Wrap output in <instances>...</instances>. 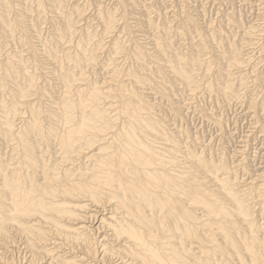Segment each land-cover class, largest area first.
I'll use <instances>...</instances> for the list:
<instances>
[{
    "label": "bare ground",
    "instance_id": "1",
    "mask_svg": "<svg viewBox=\"0 0 264 264\" xmlns=\"http://www.w3.org/2000/svg\"><path fill=\"white\" fill-rule=\"evenodd\" d=\"M69 1L51 0L62 20L54 26L62 50L52 41L44 43L46 55L57 62L59 81L48 121L44 108L27 100L39 81L28 59L18 53L0 62V93L13 85L7 99H0V249L25 259L29 254L25 264H264V200L256 211L251 193L264 198V170L257 175L262 183L248 184L238 168L253 181L255 173L243 167V160L230 158L233 152L225 147L232 108L245 101L249 108L258 107V90L246 94L251 82L245 70L252 66L257 27L239 13L225 15L220 23L226 28L210 25L205 32L190 13L178 31L167 19L162 24L150 20L149 29L156 33L152 51L123 22L127 42L115 39L113 54L124 56L125 44L134 42L129 52L136 63L152 64L142 67L144 75L114 66L112 74L105 72L104 81L114 83L109 89L106 82L91 80L105 39L114 34L117 11L99 12V33L79 27L84 9ZM11 4L0 0V25L6 32H14L19 20L10 15ZM187 29L191 45L178 51L176 40ZM20 30L21 42L37 54L26 28ZM251 71L254 81L264 82ZM175 84L187 96L178 108L186 107L188 98L216 100L212 110L220 115L207 114L205 108L221 132L216 151L204 148L188 126L171 130L161 102L148 97L159 95L174 110ZM23 105L29 109L27 120L21 117ZM182 113L180 120L187 118ZM8 259L2 264H24Z\"/></svg>",
    "mask_w": 264,
    "mask_h": 264
},
{
    "label": "rangeland",
    "instance_id": "2",
    "mask_svg": "<svg viewBox=\"0 0 264 264\" xmlns=\"http://www.w3.org/2000/svg\"><path fill=\"white\" fill-rule=\"evenodd\" d=\"M69 2L72 6L73 5L76 6V4H77V6L81 7V9L82 8L84 9V10L83 9L82 10L84 11L85 15H83L84 16V17H82L83 19L82 18L80 19L81 23H80L79 27H81L82 29H85L87 27H91L92 30H95L99 33H101L103 31V25H102V23L99 22L98 18L96 17L99 14V12L108 13L107 11H110V12L114 11V10L117 11L118 23L116 24L114 34L111 35L112 37L108 36L105 39V42H104L105 46L103 48V51L99 55V58H98L99 64L96 67L95 72L93 69L92 70L88 69L89 74H92V72L96 73V76H93L91 83L95 82V80H97V81L100 80V82H106L107 86L109 85L108 86L109 89L114 83L113 82L110 83V81L108 82L107 80L104 81V79H106L109 76L108 74H105V72L106 73L110 72V74H112L111 70L113 68H115L116 66H120V67L123 66L124 68L129 67L128 69L127 68L125 69L126 72L129 69H131V71L134 70V72L138 75H140V74L144 75L145 71H144V69H142V67L143 68L147 67V65H148V67H150V64H152L151 60H147V64H145V66L140 64V63H136L137 61L134 59L135 58V57H133L134 55L130 54V52H129V50H131V47L133 48L134 42H128L125 44V46H129V50L127 53H125L124 56L113 54L114 52L112 50L113 49L112 44H113V41L115 39L121 38L122 41L127 42V37L124 36L123 32H121V31H123L124 23H126V22L128 23V26L130 27L129 30L133 33L135 40H138V41L140 40V43L148 49L152 50L154 48L152 51H155L156 44H155L154 39H155L156 33L154 31H152L151 29H149L150 28V26H149L150 20H153V21L155 20L156 22L158 21L157 23L160 24V22H161V24H162L163 21H166V19H167V21H169V22L172 21V25L174 24L173 26H175L174 27L175 31L176 30L178 31V29L179 30L181 29L180 25H179L180 20L189 16L188 14L190 13L191 16H194V18L196 20H198V23H200L199 26H201V29L205 32V31H207V29H209L210 25L211 26L214 25L215 27H217V26L222 27L224 25L226 26V24L220 23V21L222 20L225 23L226 16H229V15H232L235 13L236 14L239 13V15H241V16L244 15L243 18H245L244 19L245 21H247V22L251 23L252 25H254L255 27H257V30L259 31L258 37H256L255 46L253 47L252 52L250 50V54L252 55L251 57L253 60L252 66L251 65L247 66L245 68V70L247 72L249 71V73H250L249 77H250V82H251L249 84L250 87H248V90H247L248 93L246 92V94H247V96H249L251 94V92L255 93L258 90V93H256L257 96L259 95L257 97L258 98L257 101L259 102L258 107H256L255 109L249 108V106L247 105V102L245 101V102H243L244 104L239 103V104H237L238 106L235 105V107L232 108V110L234 109V111H233L234 113L232 112V114H234V115H232V117H231L232 120L230 119L231 121L229 123V124H231V125H229L230 126L229 128L232 127L231 129H229L231 134L228 133L229 137H231V139L224 138V139H227L226 142H230V144L226 143L224 140V142L226 143L225 144L226 146L225 145L224 146L226 147L227 151H229L230 153L233 152V153H231L230 158L243 160L242 161L243 162L242 164L244 165L243 167H245L246 169L248 168L249 172H251L252 174L255 173L254 175H256V176H254L255 179L253 181V180H251L250 175L245 174L244 169L242 167L241 168L239 167L238 168L239 174H240L239 176L242 178L243 181H246L248 184H251L253 182L255 184L262 183V179L258 178L257 175H259L260 172H262L264 170V133H262V125H264V110H263L264 107L262 106L263 105L262 102L264 100V90H263L264 89V87H263L264 82L261 84L257 80H255L256 81L255 82L253 80L254 79L253 77L255 75L253 74V76H252V73L254 71L252 72L251 70H253V68H254L255 73L257 72L258 74L261 75V77H264V32H263L264 31V0H186V1L185 0L184 1L183 0H124V3H123V1L121 3H119V0L118 1L117 0H70ZM11 3L14 5L13 6L11 4L12 8L13 7H15V8L10 15L12 16V14H13V17H17V16L20 17V18L17 17V19H19L21 22L18 20V23L15 25L16 29L14 30V32H9V31L6 32V30L3 29V27L0 25V62L1 63L7 62V60H9L10 58L13 59L14 57H16V55H19L18 53L22 54V56H24L25 59H28L29 69L31 72L35 71L34 73H36V74L38 73L37 75H38L39 81L37 82V87L33 89V93H32L33 97L31 96L27 100H29L30 102L32 101L33 104H35L38 107H41V108L43 107L44 111H46V113L44 115V120L48 121V111H50V109L53 107L51 105H54L53 104V102H55L54 99H56L59 95L58 94L59 93V81L56 79L57 77L55 76V72L57 70V62L53 61V58L46 55L47 52L45 51V48H44L45 44L44 43L47 40H48V42L52 41V43H50V44H52L53 47H55L58 50H62L61 47L59 45H57L55 42V39H56L55 33L56 32L54 29L55 25L59 26V24H62V20H60L59 14L57 12H55L54 4H53V2H51V0H11ZM40 4H42V6L45 8L46 14H43L45 16H43L42 13H40V11H39V9L41 10V8L39 6ZM200 7H202V8H200ZM54 12L57 14H55ZM186 12H188V13L186 14ZM224 17H225V19H224ZM205 24H206V26H205ZM22 26H24V27H22ZM85 26H87V27H85ZM23 28H26V30L28 31V37H29L30 41L32 42V44H33V46L37 52V54H36L34 51H32L34 53V56L31 55V54H33V53H31V50L28 47L26 48L25 47L26 45L23 42H21V40L19 39V37H20L19 35H21V34H19V33H21L20 29H23ZM35 30L37 32H35ZM192 30H191V32H194V30L193 31ZM39 31L42 33V35ZM187 32H188V34H187ZM187 32L185 33L186 37L184 36L182 39L180 38V39L176 40L175 47L178 48V51L179 50L180 51L186 50L191 45V37L189 35L190 31L188 30ZM38 35L40 36V38L38 37ZM187 35H188V37H187ZM120 36H122V37H120ZM124 37H126V38H124ZM145 43H146V45H145ZM54 44H56V45L54 46ZM8 55H10V56H8ZM12 56H14V57H12ZM113 59H114V61H113ZM33 60H34V63H33ZM32 63H33V65H32ZM38 63H41V64L39 65ZM104 63L110 64V65L113 64L112 67L108 66L110 71L107 67H105L106 64H104ZM124 63H125V65H124ZM30 65H32V66H30ZM102 66H104L105 68ZM35 67H37V68H35ZM106 69H108V71ZM138 72H140V73H138ZM124 77L125 78H123V80L128 79L127 76H124ZM171 78H173L172 75H171ZM8 86H10V88H12L13 85H11L10 83L7 84V92L0 93V99H3V98L7 99L8 93H10V90H9L10 88ZM173 89L175 90L176 93H174V91H173V94H175V95L172 94L173 97L171 96V100L176 105H175V109L171 110V111H170L171 108L169 109V107H171V106L168 104V103H170L168 100H164V99L159 98L160 97L159 95H156L154 97V95L149 94L148 97L149 98L151 97L150 99L155 100L154 102H156V103L161 102L160 104L163 108V109H161V112H163L162 116L164 115V117L166 118L165 119L163 117L165 123L169 126V128L171 130L177 131V130L184 128V126L185 127L188 126L191 129V132L193 131L192 134L195 133L194 135H197V137L201 138L202 143L205 145L204 148L211 147L212 149H214V151H216V148H213V147L218 148V146L220 145V141H221V137H222L221 132H219L216 129V125L212 122L213 119L210 117L208 118V116H207V114H209V112L210 113L213 112V114H215V116H216V114H219L218 109L212 110L213 108L214 109L217 108V106L215 104L216 100L214 101L213 97L211 96V98L206 97L207 98L206 100L201 99L202 103H200V100H197V99H196L197 101L196 100H188L189 99L188 98L185 101L187 106L186 107L181 106V108L183 109L182 110L181 108H178L177 105L180 104V101L183 102V100H185L187 98V96L185 95L186 97H184V95H183L184 93H182L183 91L181 90V87H179L178 85L175 84ZM54 91H55V93H54ZM260 91H262L263 93ZM43 92H45V93H43ZM56 92H58V93H56ZM39 94H40V96H39ZM34 95H35V97H34ZM54 96H56V97H54ZM182 96L184 97V99H182L183 98ZM208 99H209V101H208ZM160 100H162V101H160ZM109 101H111V100H109ZM27 102L28 101H25V103H27ZM177 102H179V103H177ZM207 102H209L208 103L209 105L207 104ZM199 103H200V105L202 104L201 106H203V104H204V106H203L204 109L202 108L204 113H202L201 110H199L200 109V108H198ZM178 106L180 107V105H178ZM176 107H177V109H176ZM205 108H206V111L208 113L205 112ZM209 108L211 109V111ZM21 109H23L22 112L24 114L21 117H24L25 120H27V118L29 117V112H28L29 109H28L27 105H23ZM172 111H174V112H172ZM175 111H177V113L179 115L176 114ZM180 112L181 113L183 112L182 114H184V115L186 114L187 118L180 120L179 119L181 116ZM113 114H114V112H112V115ZM115 114H116V112H115ZM165 115L168 117H166ZM181 121H184V123L187 121L188 123L186 122L184 124ZM168 123H170V125ZM180 124L183 127H181ZM181 140H182V138H181ZM229 140H231V141H229ZM236 150H237V152H236ZM232 154H234V155L237 154V155L234 156ZM261 169H263V170H261ZM242 175H243V177H242ZM251 193H253L252 197L255 199V201H254V199L252 200L253 205L255 202L257 203V204L255 203L256 205H254V209L256 210V208H257V210L260 211L259 209H261L260 208L261 206H259L260 204H258V202L263 201L264 198H261L260 196L257 197L255 191L253 192V189H252ZM255 197H257V198H255ZM3 249L4 248L0 249L1 264L4 262H7L9 260L8 259L9 257H10V259L11 258L15 259V261H17L18 263L22 262L24 264L28 263L29 259L31 258L30 255L27 254L28 256H26V259H25V257H23L24 258L23 259V258H21L22 253L20 254L17 252H16L17 254H14V255L10 254L9 255L6 252V250H3ZM12 256H14V257H12ZM24 256H25V254H24Z\"/></svg>",
    "mask_w": 264,
    "mask_h": 264
}]
</instances>
